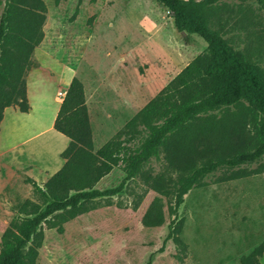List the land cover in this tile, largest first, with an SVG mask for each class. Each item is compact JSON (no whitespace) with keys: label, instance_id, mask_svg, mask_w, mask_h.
Wrapping results in <instances>:
<instances>
[{"label":"rangeland","instance_id":"obj_1","mask_svg":"<svg viewBox=\"0 0 264 264\" xmlns=\"http://www.w3.org/2000/svg\"><path fill=\"white\" fill-rule=\"evenodd\" d=\"M43 1V38L33 49L35 66L25 77L32 112L8 117L0 140V236L22 215L19 207L25 200L43 206L26 178L43 186L66 161L60 153L69 139L51 120L58 92H64L72 77L84 87L92 152L111 139L132 147L145 131L130 120L207 46L197 34L180 33L155 0ZM204 9L211 29L264 68V3L212 0ZM241 109L220 108L194 122L192 129L207 135L214 147L209 156L252 148L253 131ZM143 170L163 175L173 192L159 193L138 174L115 195L55 212L39 228L35 264H145L150 255L151 264H241L243 256L264 244V155L207 173L199 186L183 194L176 209L180 172L167 168L164 152ZM123 179L116 166L92 187L112 188ZM178 221L183 244L169 239L159 251L168 227ZM258 260L264 264V250Z\"/></svg>","mask_w":264,"mask_h":264},{"label":"trees","instance_id":"obj_2","mask_svg":"<svg viewBox=\"0 0 264 264\" xmlns=\"http://www.w3.org/2000/svg\"><path fill=\"white\" fill-rule=\"evenodd\" d=\"M155 1L168 10L180 33L199 35L207 43L205 50L130 120L132 125L142 124L145 131L143 139L132 147L111 139L92 152L84 87L79 78H71L52 125L69 139L60 153L66 161L43 186L26 178L39 193L43 206L29 200L20 205L22 215L14 217L0 236V264H35L42 240L39 228L48 217L86 200L115 195L125 180L138 174L159 193L173 192L163 175L153 176L143 170L145 163L158 157L161 151L167 168L180 172L174 191L175 209L183 202V194L193 185L199 186L207 173L223 166L232 168L255 162L264 155V68L252 61L248 53L230 46L218 30L209 27L204 8L212 0ZM45 20L43 0L4 1L0 16V122L8 106H17L20 112L30 109L25 77L29 68L35 66L32 52L43 38ZM234 105H240L241 115L249 119L252 148L209 156L214 147L209 145L208 136L198 134L192 126L200 115ZM196 144L202 149L196 150ZM116 166L124 172L119 184L104 190L92 187ZM181 226L178 221L173 228L168 227L159 251L169 239L183 244L177 236ZM263 250L264 244L254 247L241 258V264H260L258 257ZM152 257L145 264H151Z\"/></svg>","mask_w":264,"mask_h":264},{"label":"crops","instance_id":"obj_3","mask_svg":"<svg viewBox=\"0 0 264 264\" xmlns=\"http://www.w3.org/2000/svg\"><path fill=\"white\" fill-rule=\"evenodd\" d=\"M34 69H35V68L31 69L30 73H31ZM27 76H29V75H27ZM27 78H28V77H27ZM27 78H26V80H27ZM28 89H29V88H28L27 83H26V92L28 91ZM65 90H66V89H64L63 95H64V93H65ZM62 97H63V96H61L60 99L57 98V99L59 100V102H58V106H57V108L55 109V111H54V113H53V117H52V120H51V126L53 125V121H54V118H55V116H56V113H57V110H58V108H59V105H60V103H61ZM55 99H56V98H55ZM27 100H28V95H27ZM28 103H29V101H28ZM29 105H30V104H29ZM16 111H19L17 106H8V107H6V108L4 109V111H3V117H2V120H1V122H0V140H1V138H3V139L5 138V132H4V130H3V126H4V124H5V121L8 119V117H14V116L17 114ZM19 112H20V111H19ZM30 112H32V108H31V106H30V109H29L27 112H22V113L29 114ZM7 148H9V147H7Z\"/></svg>","mask_w":264,"mask_h":264},{"label":"built area","instance_id":"obj_4","mask_svg":"<svg viewBox=\"0 0 264 264\" xmlns=\"http://www.w3.org/2000/svg\"><path fill=\"white\" fill-rule=\"evenodd\" d=\"M58 94H59L60 96H63V92H58Z\"/></svg>","mask_w":264,"mask_h":264},{"label":"water","instance_id":"obj_5","mask_svg":"<svg viewBox=\"0 0 264 264\" xmlns=\"http://www.w3.org/2000/svg\"><path fill=\"white\" fill-rule=\"evenodd\" d=\"M181 33H182V34H185V32H184V31H181Z\"/></svg>","mask_w":264,"mask_h":264}]
</instances>
